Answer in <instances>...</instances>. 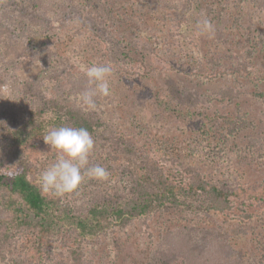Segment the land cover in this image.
Returning a JSON list of instances; mask_svg holds the SVG:
<instances>
[{"label":"rangeland","instance_id":"rangeland-1","mask_svg":"<svg viewBox=\"0 0 264 264\" xmlns=\"http://www.w3.org/2000/svg\"><path fill=\"white\" fill-rule=\"evenodd\" d=\"M117 4L124 17L114 12L106 17L102 11L109 9L107 0H0V20L3 15L16 27L6 33L12 38L8 42L15 45L9 50L19 53L21 49V53L34 33L49 36L37 42L38 56L45 60L33 67L17 71L16 56L10 52L7 60L2 58L7 65L5 77L16 72L7 82H0V105L13 106V122L26 120L18 105L21 87L30 79L43 81L37 98L54 108L52 100L67 104L54 76L68 84V78L74 81L84 74L81 64L110 62L114 68L111 95L98 96L96 116L119 135L125 149L140 160L158 161L168 175L192 181L188 173L192 170L227 192L238 187L262 188L264 82L232 75L211 82L184 72L197 63L191 53L202 52L226 70L255 65L264 74V43L259 45L258 40L264 38V19L252 15L250 33H226L224 39L217 36L218 29L213 39L200 35V21L192 23L188 33L184 31L186 43L179 35L175 11L185 8L183 0H117ZM101 40L107 53H101ZM250 44L263 51L252 55L247 50ZM69 106L75 104L70 101ZM104 147L118 153L116 158L121 156V149ZM54 162L47 159L38 166L43 172ZM90 165L101 166V160L95 163L93 159ZM110 166L118 170L110 178L111 195L117 192L131 203L135 187L126 167L119 161ZM101 187V180L85 176L78 191L65 195V201L80 210ZM223 211L225 216L180 208L162 219L136 217L121 232L118 252L111 251V239L103 238L97 245L82 242V258L72 262L64 254L61 263L206 264V250L218 246L221 259L224 255L228 264H250L251 260L257 264L264 255L262 207L231 198ZM29 232L16 233L6 247H0V264H31L27 255L34 245L26 238Z\"/></svg>","mask_w":264,"mask_h":264},{"label":"trees","instance_id":"trees-1","mask_svg":"<svg viewBox=\"0 0 264 264\" xmlns=\"http://www.w3.org/2000/svg\"><path fill=\"white\" fill-rule=\"evenodd\" d=\"M210 1L183 0L185 8L175 10L178 19L177 27L180 29L179 35L186 43H188V36L184 34V31L188 33L192 23L202 22L204 19L214 24L215 30L218 29L217 36L223 39L232 32L250 33L252 15L258 14L264 19V0H212L213 3ZM107 2L109 9L107 12L102 11L106 17L111 16L113 12L117 17H124L119 14L120 7L117 6V0H107ZM193 8L194 10H191ZM228 20L230 24L226 25ZM129 22L132 27L135 26L131 20ZM12 28L16 27L11 25L10 21L7 22L2 15L0 48L3 55L0 54V58L7 60L10 54L16 56L17 71H23L39 64V61H44L45 58L41 61L38 56L37 42L49 36L34 33L33 37L28 39L29 43L24 42L27 43L24 44V50L22 49L20 53V49L18 53L15 49L9 50L10 45L12 48L15 47L14 43L8 42L12 38H7L6 35ZM258 40L259 45L264 43V38ZM107 48L101 40V53H107ZM247 50L252 55L263 51H257L253 44H250ZM191 55L196 57L197 63L192 69L184 72L186 75L211 82L228 75L238 76L237 79L251 78L257 83L264 82L262 70L255 65H239L232 70H226L225 67L219 66L216 60L203 56L202 52L191 53ZM3 62V59L0 60V82H7L9 78L16 75V72L12 71L8 77H5L7 65L2 64ZM215 66L217 70H214ZM174 70L179 71L175 67ZM53 78L59 85V91L66 94L64 99L67 104L64 102L59 104L56 100H52L55 107L51 108L41 103L37 98L36 90L40 89L43 81L30 79L21 87L23 95L21 104L18 105L25 111L24 122L21 124L13 122L12 105H0V247H6L16 233L27 234L30 231L26 238L34 245L29 247L30 254L27 255L31 264H62L64 254L72 262L82 258V242L97 245L103 238L111 239L114 244L111 251L118 252L121 249V232L136 217L151 216L162 219L167 215L169 217V214L180 208L225 216L223 209L230 204L231 198L240 200L243 204L258 203L264 215V186L259 190L238 187L227 192L217 184L208 183L192 170L188 172L192 181L186 180L181 175H168L161 169L158 161L147 157L145 160H140L130 149H125V143L119 135L96 116V111H85L76 106L75 97L92 87L85 80L87 77L84 74L76 80L73 79L74 81L68 78V84L66 81H59L63 78L58 76ZM65 88L69 90L63 91ZM96 100L98 104V96ZM70 101L75 104L74 107L69 106ZM98 109H100L99 104ZM60 126L86 128L93 136L95 148H97L95 157L92 155L90 157V163L93 159L95 163L101 160V166L109 173L107 181L101 180V185L104 187L94 192L96 196L93 201L81 206L80 210L74 209L72 204L65 201L64 196L57 197L50 192H45L40 185L42 171L38 166L39 163L56 158L55 150L45 144L43 137L50 130ZM104 144L111 149H121V156L116 158L114 155L118 153H112L109 148L105 149ZM115 161H119L121 166L126 167L132 179L135 189L131 203L120 197L117 192L111 195L114 187L110 178L112 172L116 176L118 170L110 165H113ZM211 249L212 247L206 250L205 253L208 255L203 256L206 264L229 263L227 259H224V255L221 259L220 255L223 253L219 251L218 246ZM250 264L254 262L251 260ZM257 264H264V255L260 257Z\"/></svg>","mask_w":264,"mask_h":264},{"label":"clouds","instance_id":"clouds-1","mask_svg":"<svg viewBox=\"0 0 264 264\" xmlns=\"http://www.w3.org/2000/svg\"><path fill=\"white\" fill-rule=\"evenodd\" d=\"M198 34L207 38L215 37V26L204 19L197 24ZM90 87L75 97L77 106L85 111H97L96 97L111 95L110 77L113 65L109 63H93L80 65ZM45 144L56 152L55 162L40 174V185L45 192L63 197L78 191L85 176L90 179L107 181L109 173L100 165H90V157L95 149V141L91 133L84 127L60 126L44 135Z\"/></svg>","mask_w":264,"mask_h":264}]
</instances>
